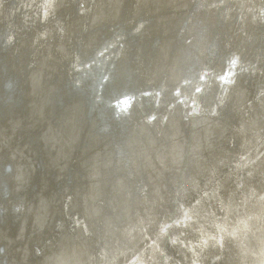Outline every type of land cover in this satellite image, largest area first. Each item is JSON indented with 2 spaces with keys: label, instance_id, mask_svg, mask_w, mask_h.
<instances>
[{
  "label": "water",
  "instance_id": "water-1",
  "mask_svg": "<svg viewBox=\"0 0 264 264\" xmlns=\"http://www.w3.org/2000/svg\"><path fill=\"white\" fill-rule=\"evenodd\" d=\"M104 2L103 13L115 18V23L116 14ZM184 2L187 0H180L181 8L186 6H182ZM70 4L78 15L85 6L83 1ZM43 7L38 11L41 18ZM187 7L181 17L167 20L165 40L155 37L148 41L141 31L143 20L137 18L129 29L111 25L110 32H102L97 42L84 48L85 53L79 37L81 21L75 23L72 33L78 36L67 60L68 78L61 88L52 87L56 91L50 101L55 111L63 107L62 93L68 95L74 109L68 127L79 136L78 149L87 158L86 173L105 188L106 202H101L106 213L101 218L104 227L98 224L96 240L92 239L97 243L96 255L109 247L115 235L129 237L137 229L134 237L151 246L143 237V227L151 224L148 218L157 213V206L164 223L159 221L154 231L170 221L168 226H177L191 203L204 200L216 205L219 197L213 178L217 173L226 178V192H235L237 206L264 208V0H190ZM165 25H158L160 32ZM103 28L108 31V26ZM7 44L2 31L0 45ZM1 72L6 73L4 64ZM237 75L241 77L236 82ZM15 85L10 76H4L3 103L13 101ZM232 125L238 135L246 129L244 136L251 147L246 150L245 139L239 137L235 153L228 154L226 149L207 152L212 133L222 136L223 127ZM202 149H206L205 160L200 157ZM244 151L253 157L261 154L254 160V164L263 163L258 171L257 165L245 172L237 167ZM260 159L263 161L257 162ZM35 168L36 175L45 169L39 159ZM85 168L82 165L81 170ZM14 171L11 161L0 163L1 200L12 190L4 177ZM67 181L70 183V176ZM37 187L34 183L28 193ZM54 188L56 193L62 192L59 182L53 183ZM223 196L228 198V194ZM98 209L94 211L97 217L101 205ZM167 209H171L170 216L164 218ZM9 211L17 221L19 208ZM2 213L0 207L1 220ZM73 225L76 227V221ZM201 228L210 226L201 221L193 226L194 240ZM4 254L5 247L0 245V261L8 264Z\"/></svg>",
  "mask_w": 264,
  "mask_h": 264
},
{
  "label": "bare ground",
  "instance_id": "bare-ground-1",
  "mask_svg": "<svg viewBox=\"0 0 264 264\" xmlns=\"http://www.w3.org/2000/svg\"><path fill=\"white\" fill-rule=\"evenodd\" d=\"M14 1L0 0V33L3 31L8 41L7 45H0V95L4 76H10L16 83L11 91L13 101L3 103L0 96V163L11 161L15 170L4 177L12 189L9 197L0 199L3 209L0 245L5 247L4 257L8 264H264V208L237 206L235 192H226L227 181L220 173L213 178L219 197L216 205L204 200L196 205L191 203L179 217L177 226H168L170 221L164 228L154 231L153 227L162 221L157 206V213L148 218L151 224L143 227V237L151 246H144L141 237H134L139 232L137 229L130 232V238L123 233L121 237L115 235L109 247H103L96 255L97 243L92 239L96 240L97 225L104 227L101 218L106 215L102 204L103 200L106 202L105 188L97 184L98 178L90 179V174L86 173L87 158L78 149L79 136L68 127L74 115L68 95L62 93L61 109H57L55 103V111L51 109L50 97L53 100L56 91L52 87L61 88L68 78L67 60L70 54L72 56L73 43L78 36L72 33L76 21H81L79 37L83 53L87 45L100 39L102 32H110L111 25L120 24L123 30L129 29L137 18L143 20L141 31L148 41L155 37L162 41L166 39L167 20L181 17L188 11L190 0L182 4L186 5L183 8L179 6L180 0H104V4L110 5L108 9L116 14L115 23V18H107L103 13V0H45L46 3L44 0H17L15 4ZM73 1L85 3L80 15L73 11L70 4ZM40 5L44 6L42 18L38 13ZM162 24L165 26L160 32L158 25ZM104 25L108 26V31L102 29ZM2 64L6 67L5 74L1 72ZM69 75L72 76L70 71ZM240 77L237 75L234 81ZM233 126L223 127L222 136L212 133L207 152L226 149L228 154L235 153L239 137L245 139V149L251 147L248 136H244L246 129L241 136ZM205 150L200 153L204 160ZM243 154L237 167L245 172L257 165L258 171L263 163L254 164V160L261 154L256 157L246 151ZM38 159L45 169L36 175ZM235 176L238 178V173ZM58 182L61 193L53 189V183L57 185ZM34 183L38 187L32 195L33 191L28 192ZM224 194H228V198H224ZM225 199L229 202L223 207ZM188 201L190 204L191 199ZM99 205L101 211L97 217L94 211H99ZM12 207L20 210L15 222L9 211ZM170 210H166L164 218L170 216L167 214ZM135 216L143 219L141 214ZM200 221L210 228H201L194 240L191 229ZM92 224L93 229L90 228ZM118 256L119 261L116 260Z\"/></svg>",
  "mask_w": 264,
  "mask_h": 264
},
{
  "label": "snow or ice",
  "instance_id": "snow-or-ice-1",
  "mask_svg": "<svg viewBox=\"0 0 264 264\" xmlns=\"http://www.w3.org/2000/svg\"><path fill=\"white\" fill-rule=\"evenodd\" d=\"M125 103H127V101H125Z\"/></svg>",
  "mask_w": 264,
  "mask_h": 264
},
{
  "label": "rangeland",
  "instance_id": "rangeland-1",
  "mask_svg": "<svg viewBox=\"0 0 264 264\" xmlns=\"http://www.w3.org/2000/svg\"><path fill=\"white\" fill-rule=\"evenodd\" d=\"M41 6V5H40Z\"/></svg>",
  "mask_w": 264,
  "mask_h": 264
}]
</instances>
